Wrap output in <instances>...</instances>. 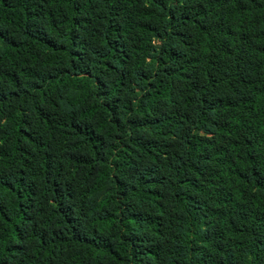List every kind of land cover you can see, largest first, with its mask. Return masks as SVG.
<instances>
[{"label": "trees", "instance_id": "1", "mask_svg": "<svg viewBox=\"0 0 264 264\" xmlns=\"http://www.w3.org/2000/svg\"><path fill=\"white\" fill-rule=\"evenodd\" d=\"M0 264H264V0H0Z\"/></svg>", "mask_w": 264, "mask_h": 264}]
</instances>
